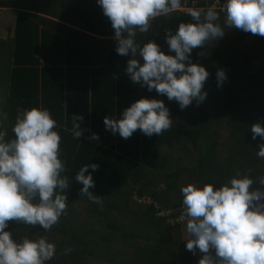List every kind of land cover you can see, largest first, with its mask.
Segmentation results:
<instances>
[{
	"label": "trees",
	"instance_id": "obj_1",
	"mask_svg": "<svg viewBox=\"0 0 264 264\" xmlns=\"http://www.w3.org/2000/svg\"><path fill=\"white\" fill-rule=\"evenodd\" d=\"M20 3L23 9L95 36H114L95 0H1L0 7L21 8ZM55 7L60 11L55 13ZM219 10L216 22L224 35L192 49L190 55L191 62L209 74L202 87L207 95L199 105L193 101L183 110L175 100L129 79L125 69L131 52L118 55L115 40L92 38L32 13L17 14L9 93L2 109L7 119L1 129L5 141L14 138L16 117L32 107L46 108L56 121L59 158L65 166L61 175L68 180L62 190L66 209L47 231L27 226L61 238L55 245L58 264H171L161 258L166 249L182 264H198L199 252L184 250L175 236L178 226L157 217V210L181 204L180 182L219 186L237 172L264 175V158L256 155L264 141L258 136L253 140L250 132L252 123L264 127V37L225 27ZM181 22H191V17L178 11L157 17L147 32H136L134 41H153L166 55H175L165 43V31L174 33ZM217 69L226 74L219 87ZM141 97L164 102L172 120L167 131L146 136L137 129L123 139L105 130L104 117L119 118ZM74 121L82 131L77 139L72 135ZM92 133L99 139H91ZM92 163L98 168H89L85 175L92 174L89 192L99 204L81 194L82 185L75 180L79 168ZM150 174L153 179H148ZM248 176L254 180L251 191L258 186L257 177ZM134 197L151 201L139 204ZM76 201L82 202L86 215H76Z\"/></svg>",
	"mask_w": 264,
	"mask_h": 264
},
{
	"label": "clouds",
	"instance_id": "obj_2",
	"mask_svg": "<svg viewBox=\"0 0 264 264\" xmlns=\"http://www.w3.org/2000/svg\"><path fill=\"white\" fill-rule=\"evenodd\" d=\"M95 2L114 30L116 53L127 56L131 52L125 71L133 83L175 100L181 110L205 99L202 87L209 74L205 67L192 63L190 55L192 49L224 35L213 7L188 8L191 22L179 23L174 33L165 31L168 50L175 53L166 55L155 42L139 45L134 37L137 31L147 32L154 18L181 9V0ZM219 11L225 27L264 37V0H223ZM216 78L219 87L226 79L223 69H217ZM6 119L0 112V121ZM171 123L164 102L145 97L131 103L119 118H103L105 130L123 139L137 129L146 136L160 135ZM55 128L56 121L46 108L32 107L16 117L11 129L14 138L5 141V133L0 131V264H46L54 257L56 246L45 236L33 233L31 238L15 241L5 229L9 221H15L47 231L66 209L62 190L68 187V180L61 175L65 166L59 158L61 138ZM250 132L253 140L258 136L264 141V127L259 122L251 124ZM72 135L76 139L82 135L76 121ZM90 138L99 139L96 133ZM257 147V157L264 158V143ZM89 168L94 172L98 165L84 164L75 180L82 185L80 193L99 204L98 197L89 192L94 186L91 172L85 175ZM256 181L258 186L251 191L254 180L240 174L219 186L204 183L180 188V219L186 220L190 237L184 246L193 254H202L198 264H264V175Z\"/></svg>",
	"mask_w": 264,
	"mask_h": 264
},
{
	"label": "crops",
	"instance_id": "obj_3",
	"mask_svg": "<svg viewBox=\"0 0 264 264\" xmlns=\"http://www.w3.org/2000/svg\"><path fill=\"white\" fill-rule=\"evenodd\" d=\"M10 1L16 4L24 0H10ZM20 7L21 8L0 7V112H2V109L4 107L5 98L8 96V93H9L8 85H9V75H10V71L12 68V51H13V45H12L11 39L13 37L16 18H17L18 13H29V14L32 13L33 15L46 18L48 20H51L61 25H64L66 27H69L73 30L83 32L87 34V36L92 37V38H97L100 40H108V39L115 40L114 36L109 37V38L108 37H98V36L93 35L92 33H89L87 31H82L81 29L77 27L63 23L60 20L52 18L48 15L33 13L31 11L23 9L25 8L24 3H22ZM59 11L60 9L58 7H55V13ZM67 35L69 36L70 34L68 33ZM0 131H3L1 129V121H0ZM13 224L14 222L9 221L7 224V228L5 230L9 231L12 234L13 240L19 241V238H16V230L13 228ZM22 231H23L22 235L20 232H17V234L21 237L28 236L31 233L33 235V233L42 234L43 232H45V231L37 230V228H32L28 226H25ZM52 259L50 260L51 263H52ZM46 264H48V261L46 262Z\"/></svg>",
	"mask_w": 264,
	"mask_h": 264
},
{
	"label": "rangeland",
	"instance_id": "obj_4",
	"mask_svg": "<svg viewBox=\"0 0 264 264\" xmlns=\"http://www.w3.org/2000/svg\"><path fill=\"white\" fill-rule=\"evenodd\" d=\"M171 12H173V11H171ZM176 12V11H175ZM170 13V12H169ZM157 18V17H156ZM155 19V18H154ZM154 19L151 21V25H152V23H154ZM248 44H250V42H248ZM255 63V65H254V69L255 68H258V63H256V62H254ZM247 83H248V81H247V79H245V78H243V79H241V84L243 85V86H246L247 85ZM261 171H263V169L261 170ZM256 172H237V174H240V175H249V174H254L256 177H257V174H255ZM263 175V174H262ZM148 179H153V176L150 174L149 175V177H148ZM183 186V183L182 182H180L179 184H178V188L180 189L181 187ZM162 188V187H161ZM133 199H135V201H138L139 199H136V197H134ZM132 199V200H133ZM141 199H144L145 201L148 199V197L146 198V197H144V198H141ZM140 199V200H141ZM150 200V199H149ZM151 201V200H150ZM140 204V203H139ZM75 207H76V215L78 216L79 214H80V216L81 215H86V213H85V208H84V206H83V204H82V202L81 203H79L78 204V202L76 201L75 202ZM81 212V213H80ZM82 216V217H83ZM185 225H186V220H184V221H182L181 222V224H179V226H178V229L175 231V236H176V238L178 239V241H179V244H181V243H183V247H184V250H186L185 249V241H187L190 237H189V234L187 233V231H186V227H185ZM15 226V227H14ZM27 226V225H26ZM25 226H23V225H21L20 223H16V222H14V224H13V228L16 230V238H19V240L20 239H22L23 237H21V236H19L18 234H17V232H20L21 233V235L23 234V228H24ZM37 235H41V236H45L47 239H48V241H50V242H52V243H54L55 245H56V243H60V240H61V238L60 239H57L56 237H54V235H51L50 233H46V232H43L42 234H37ZM27 237H29V238H31L32 237V233L31 234H29ZM201 253H199V256L197 257V260H199V258L201 257ZM161 258L163 259V260H167V261H169L171 264H182L181 263V261L179 260V259H177V255H175V254H173L172 252H170L168 249H166V250H164V252H163V256H161ZM58 259H59V255L55 252V254H54V257H53V259H52V263L50 262V264H58Z\"/></svg>",
	"mask_w": 264,
	"mask_h": 264
},
{
	"label": "built area",
	"instance_id": "obj_5",
	"mask_svg": "<svg viewBox=\"0 0 264 264\" xmlns=\"http://www.w3.org/2000/svg\"><path fill=\"white\" fill-rule=\"evenodd\" d=\"M182 2V8L175 10L178 12H181L185 15L187 14L188 8H199V9H207L208 7H213L215 10L220 9L223 0H181ZM137 203L140 204H149L150 200L147 199L146 201L144 199H139ZM159 207H157L158 209ZM183 211V205L182 203L176 207L175 209H161L159 208L157 210L156 216L159 218H163L164 222L167 223L170 226H179L181 224L182 219H180L181 213Z\"/></svg>",
	"mask_w": 264,
	"mask_h": 264
}]
</instances>
